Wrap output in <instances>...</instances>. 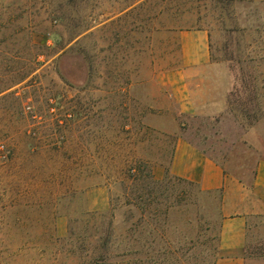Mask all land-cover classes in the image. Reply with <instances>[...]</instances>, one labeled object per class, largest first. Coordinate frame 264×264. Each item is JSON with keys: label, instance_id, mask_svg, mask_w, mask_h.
<instances>
[{"label": "rangeland", "instance_id": "rangeland-1", "mask_svg": "<svg viewBox=\"0 0 264 264\" xmlns=\"http://www.w3.org/2000/svg\"><path fill=\"white\" fill-rule=\"evenodd\" d=\"M197 27L203 73L229 84L184 72L178 31ZM226 88L218 123L196 112ZM253 127L264 0H0V264H264V215L229 252L221 189L171 172L185 136L250 174L258 153L235 140Z\"/></svg>", "mask_w": 264, "mask_h": 264}, {"label": "crops", "instance_id": "crops-1", "mask_svg": "<svg viewBox=\"0 0 264 264\" xmlns=\"http://www.w3.org/2000/svg\"><path fill=\"white\" fill-rule=\"evenodd\" d=\"M178 35L181 64L186 68L185 73H201L198 76L202 79L201 81L212 83L229 84L233 81L229 70H225L224 74L203 73L204 70L209 71L211 68L215 70L217 65L211 59L207 29L199 27L180 29ZM193 80L196 79L187 80L182 76L177 82L186 83ZM227 94L228 88L220 93V98L212 96L204 106L199 104L196 112L200 113L199 110L204 108V114L211 116L217 122L218 116L228 110ZM187 107L192 110L194 105L190 101ZM221 138L227 139L229 134L226 132L221 135ZM235 141L242 142L258 153V160L254 163L250 174L246 169H242L244 166H229L228 159L220 162L200 144L185 136L178 137L171 164L173 174L196 182L206 190L221 189L223 220L220 245L229 252H239L246 246L250 219L253 216L264 215V137H261L257 127H253L243 131ZM216 264H246V257L243 254L234 253L220 257Z\"/></svg>", "mask_w": 264, "mask_h": 264}]
</instances>
